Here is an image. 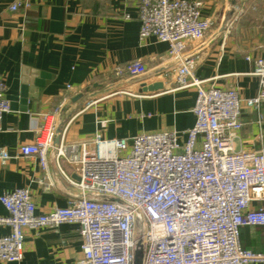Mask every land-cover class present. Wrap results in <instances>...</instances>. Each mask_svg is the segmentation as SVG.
<instances>
[{
  "label": "built area",
  "instance_id": "1",
  "mask_svg": "<svg viewBox=\"0 0 264 264\" xmlns=\"http://www.w3.org/2000/svg\"><path fill=\"white\" fill-rule=\"evenodd\" d=\"M140 42L155 38L168 46L180 87H195V125L181 144L178 133L141 134L106 139L98 132L88 141L56 145L60 109L34 123L36 138L19 147L21 158L37 157L47 170L53 154L78 180L61 170L77 190L65 208L39 213L29 188L0 197L9 215L0 217V261L20 263L26 230L78 224L83 258L78 264H134L142 241V264H264V251L244 248L241 231L264 227V148L236 151L244 107L260 111L264 103V56L254 59L258 93L244 99L237 89L207 85L195 72L199 47L212 22L203 16L202 0H136ZM33 0H16L11 11H29ZM232 9H239L235 6ZM238 11H242L239 9ZM236 17L222 28L227 37ZM248 61H252L250 57ZM116 76L143 79L146 63L136 60ZM71 88L70 86L68 87ZM8 85L0 76V131L12 111ZM264 117L260 116V122ZM107 121H100L102 128ZM12 158L0 148V165ZM115 200V201H113ZM253 204L256 208H253Z\"/></svg>",
  "mask_w": 264,
  "mask_h": 264
},
{
  "label": "crops",
  "instance_id": "2",
  "mask_svg": "<svg viewBox=\"0 0 264 264\" xmlns=\"http://www.w3.org/2000/svg\"><path fill=\"white\" fill-rule=\"evenodd\" d=\"M15 1L0 0V76L8 85L12 107L0 131V148L12 156L0 165V197L26 187L37 211L48 213L65 208L76 193L61 170L78 178L64 160L58 167L52 154L44 170L37 157L18 156L21 145L35 140L33 128L39 116L56 109H60L58 128L63 129L61 143L88 141L98 132L106 139L176 132L180 143H185L186 132L196 123L197 90L176 83V65L168 59L166 44L153 37L140 42L136 0H33L29 11L13 12L10 7ZM202 1L203 16L212 25L197 51L196 77L208 81V86L237 89L242 98H254L259 84L253 76V61L264 56V0ZM233 17L236 20L225 37L222 26ZM136 60L148 65L145 78L116 76L118 69ZM37 80H43L44 86L33 100L30 88ZM142 82L164 87L142 94ZM78 95L82 98L73 102ZM261 115L264 103L260 111L244 107V126L234 141L236 151L264 148ZM105 120L102 128L100 121ZM8 215L0 203V217ZM9 233V227L0 229V236ZM25 234L23 260L0 264H78L83 258L78 224L26 230ZM241 242L247 249L263 252L264 227L245 228Z\"/></svg>",
  "mask_w": 264,
  "mask_h": 264
},
{
  "label": "water",
  "instance_id": "3",
  "mask_svg": "<svg viewBox=\"0 0 264 264\" xmlns=\"http://www.w3.org/2000/svg\"><path fill=\"white\" fill-rule=\"evenodd\" d=\"M140 81V80H139ZM44 83L43 80H37L35 84L30 88V99L37 100L38 99V93L40 87H43ZM164 85L162 83H155L152 85H148L145 82L140 83V93L142 94H148V93H155L158 91H161L163 89ZM82 98V95H78L73 99V102H77ZM63 129L62 127H59L57 130V139L56 143L57 145L60 144L61 135H62ZM115 201V200H113ZM144 258V248L142 241H139L138 247L135 251V258H134V264H142Z\"/></svg>",
  "mask_w": 264,
  "mask_h": 264
},
{
  "label": "trees",
  "instance_id": "4",
  "mask_svg": "<svg viewBox=\"0 0 264 264\" xmlns=\"http://www.w3.org/2000/svg\"><path fill=\"white\" fill-rule=\"evenodd\" d=\"M245 228H248V227H245ZM245 228H243L242 231H241V238H242V235H243V230H244ZM242 245H243V244H242ZM243 247H244V246H243ZM244 248H246V247H244Z\"/></svg>",
  "mask_w": 264,
  "mask_h": 264
}]
</instances>
